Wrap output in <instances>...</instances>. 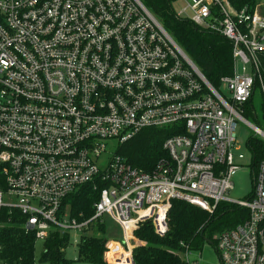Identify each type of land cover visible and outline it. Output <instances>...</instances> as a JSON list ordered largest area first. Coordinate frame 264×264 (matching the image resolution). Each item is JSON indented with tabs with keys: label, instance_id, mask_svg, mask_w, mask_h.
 I'll return each instance as SVG.
<instances>
[{
	"label": "built area",
	"instance_id": "2783aa9c",
	"mask_svg": "<svg viewBox=\"0 0 264 264\" xmlns=\"http://www.w3.org/2000/svg\"><path fill=\"white\" fill-rule=\"evenodd\" d=\"M177 2L179 17L232 43L220 88L141 0H0V212L17 210L37 240L110 218L120 235L105 237L104 262L134 264L136 230L151 220L164 233L172 200L208 210L226 201L248 217L210 241L218 264H264V161L250 198L227 196L244 158L238 121L264 139L244 116L256 95L264 104V0ZM147 128L174 132L150 172L119 152ZM87 184L98 199L79 220L64 201ZM182 246L187 264H210Z\"/></svg>",
	"mask_w": 264,
	"mask_h": 264
},
{
	"label": "trees",
	"instance_id": "16d2710c",
	"mask_svg": "<svg viewBox=\"0 0 264 264\" xmlns=\"http://www.w3.org/2000/svg\"><path fill=\"white\" fill-rule=\"evenodd\" d=\"M141 1L209 82L220 88L221 78L233 73V46L230 40L201 29L190 19L179 17L174 5L176 0ZM244 108V116L262 126L253 111L252 101L247 102ZM262 114L264 120V104ZM173 133L169 129L147 128L122 144L119 152L133 166L150 172L160 159L167 158L168 153L163 144ZM247 146L252 155L250 168L254 187L257 168L264 161V139L251 135ZM98 192L91 184L84 185L65 199L64 206L69 205L71 214L79 220L88 219L95 212L94 203L98 199ZM247 217L248 209L233 202H221L208 210L186 200L174 199L167 214V229L164 233H158L151 220L143 222L136 230L135 235L141 243L133 250L134 264H187L182 257L185 250L182 244L199 250L206 241H212L214 235L244 222ZM112 225L119 229L117 236L120 235V228L112 219L98 218L92 221L86 231L94 229L101 235L95 234L96 232L82 234L78 243L80 261L105 263V236L112 235L108 233ZM70 235V231L53 230L44 241L41 261L48 264H69L71 261L66 257L65 250L70 243ZM0 241L4 248L1 258L8 264H36V235L23 227L17 210L9 213V210L4 209L0 212Z\"/></svg>",
	"mask_w": 264,
	"mask_h": 264
},
{
	"label": "rangeland",
	"instance_id": "374dc122",
	"mask_svg": "<svg viewBox=\"0 0 264 264\" xmlns=\"http://www.w3.org/2000/svg\"><path fill=\"white\" fill-rule=\"evenodd\" d=\"M181 3L177 2L175 3V7H180ZM221 93H223L225 96L229 97V94L226 89L221 88ZM255 103V104H254ZM253 106L256 108L257 114L260 117H263L262 114V100L260 96L256 95L254 98ZM250 123L254 124V120L247 119ZM261 122L262 128L264 130V124L263 119H259ZM251 135H257L255 132L254 127H252L249 123L239 120L237 125V147L234 149V152L236 155L243 154L244 158L238 160V164L240 165L237 172L232 177V181L234 183L233 188L228 192V198L231 199V201L236 200H246L248 199L253 191V177L251 173L250 164L252 161V155L251 152L247 146V140ZM260 137V136H259ZM116 141H109L110 146H112ZM112 148L115 149V147L112 146ZM111 226V223H108ZM115 225V224H114ZM116 226V225H115ZM117 227V226H116ZM112 225L108 233L110 232L112 235H109L110 237H119L117 234H119V229ZM93 232H96L94 229H90L88 231H75L72 230L70 235V243L68 247L65 250L66 257L71 261L69 264H91L87 261H80L78 256V243L80 241V238L82 234H91ZM99 234L100 233H95ZM108 237V236H105ZM44 249V241L43 240H37L36 242V264H48L47 262L41 261V254ZM192 258L202 259L210 264H218L219 258L218 253L215 249L214 244H212L209 241H206L201 249L194 251L192 253ZM105 264V263H104Z\"/></svg>",
	"mask_w": 264,
	"mask_h": 264
},
{
	"label": "bare ground",
	"instance_id": "6f19581e",
	"mask_svg": "<svg viewBox=\"0 0 264 264\" xmlns=\"http://www.w3.org/2000/svg\"><path fill=\"white\" fill-rule=\"evenodd\" d=\"M86 231V230H85ZM85 231H83V232H85Z\"/></svg>",
	"mask_w": 264,
	"mask_h": 264
}]
</instances>
